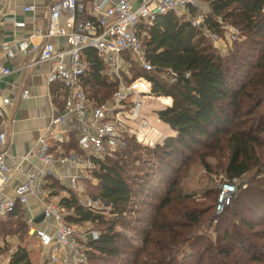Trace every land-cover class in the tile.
<instances>
[{
    "label": "trees",
    "instance_id": "obj_1",
    "mask_svg": "<svg viewBox=\"0 0 264 264\" xmlns=\"http://www.w3.org/2000/svg\"><path fill=\"white\" fill-rule=\"evenodd\" d=\"M202 1L210 7L204 26L233 46L223 43L222 48V42L215 45L202 26H193L186 17L170 12L140 30L154 69L144 70L130 59V71L135 74L131 79L145 77L152 83V95L168 102L167 97L172 98V104L157 114L175 135L156 146H144L135 137L127 136L126 149L115 157L93 159L99 166L94 172L99 180L94 186L97 198L110 210V217L86 207L73 191L70 197L61 200L62 207L73 211L66 215L70 222L102 228L99 239L90 243L89 264H264V243L258 246L251 241L245 243L247 233L243 231L253 233L258 224L238 210L241 197L244 200L246 195L251 202L260 198L254 207L260 208L264 188L250 178L247 188L240 186L241 194L235 197L237 192L232 204L218 216L215 210L219 190L217 195L214 191L206 193L205 198L211 203L200 207L192 200L193 194L183 188L181 169L178 168L176 176L170 173L187 152L195 153L198 146L203 151L197 160L207 171L211 170L209 158L215 155L213 152L225 150V171L230 181L250 174L261 162L264 0ZM227 26L239 30L237 39L227 38ZM85 52L90 68L83 77L84 87L93 105L100 107L119 91L120 85L118 81H109L104 62L95 50ZM126 57L129 59V55ZM174 77L176 81H172ZM71 149L78 151L73 138L67 147ZM159 177L162 181L157 185ZM144 202L151 208L150 214L142 216L139 208ZM231 207L234 209L231 219L221 224ZM254 208L250 213L264 220V209ZM211 210L213 213L209 214ZM22 211L23 207H17L10 219L0 222V235L14 233V225L19 230L26 226L17 218ZM206 217L211 222L218 217L215 227L219 228V234L215 242L199 244L203 237L196 236V230ZM123 229L135 231L140 243L133 244ZM253 236L263 241L264 229ZM188 248L197 249L195 257L190 254L182 260ZM12 264H32L25 247L18 248Z\"/></svg>",
    "mask_w": 264,
    "mask_h": 264
},
{
    "label": "built area",
    "instance_id": "obj_2",
    "mask_svg": "<svg viewBox=\"0 0 264 264\" xmlns=\"http://www.w3.org/2000/svg\"><path fill=\"white\" fill-rule=\"evenodd\" d=\"M24 9L26 12L36 11L33 5H27ZM170 12L186 17L193 26H202L205 35L215 45L221 44V37L204 26L210 11H202L199 0H56L49 8L44 26L35 25L28 36L0 43V49L9 58L19 54L28 56L29 67L50 62L52 67L47 74V82L65 92L64 112L52 118L48 130L39 137L33 148L15 157L12 165L0 152V222L10 219L17 207L24 210L32 199L42 202L41 215L45 223L37 225L34 216L30 217L28 234L41 247L49 249L44 264H89L90 243L100 237L93 226L75 224L67 219L68 213L62 207V199L49 194V179L67 177L83 195L86 191L82 179L93 178L85 171L95 172L99 169L94 158L104 160L115 157L119 151L126 149L127 136H135L139 142L150 146L164 141L163 135L155 137L156 140L147 138L153 128L143 114L144 98L151 97L152 83L145 77H131L126 84L122 79L124 73L127 76L130 74V59L144 70L154 69L147 58L140 30L144 25H152L160 15ZM64 16L66 19L63 23ZM14 26L25 27L26 22L14 21ZM226 34L233 41L237 39L239 30L227 26ZM59 37L64 39L60 45L55 42V38ZM88 49L95 50L103 60L105 73L113 81L120 82L121 90L114 95L110 104L95 107L88 97L83 83V77L90 68L85 52ZM126 55H129V59ZM11 72L9 68H3L0 79ZM172 81H176V78H172ZM28 95L29 90H25L23 96ZM162 102L166 107L170 105V102ZM2 103L10 104L11 100L4 98ZM4 115V110L0 109V116ZM69 117H74L79 125L73 137L78 151H65V145L71 143L72 139L66 131L58 129L67 123ZM131 122L136 123L137 127H132ZM6 141V133H0L1 145L4 146ZM58 165L64 167V174L57 172ZM73 168L78 172L74 173ZM15 177L23 179L18 183L15 195H7V189ZM237 180L235 178L229 183L220 184L216 207L218 213L231 203L238 187ZM92 199L94 202L97 200ZM91 201L87 206L83 204L94 209ZM10 243L8 239H0V264H12L13 255L19 247Z\"/></svg>",
    "mask_w": 264,
    "mask_h": 264
},
{
    "label": "crops",
    "instance_id": "obj_3",
    "mask_svg": "<svg viewBox=\"0 0 264 264\" xmlns=\"http://www.w3.org/2000/svg\"><path fill=\"white\" fill-rule=\"evenodd\" d=\"M54 1L56 0H0V10L3 13L0 16V43L28 36L35 25L44 26L49 15V8ZM27 5L35 6L36 11L26 12L24 7ZM206 7L208 8L207 11H210L208 4ZM65 19L66 17L64 16L62 18L63 23ZM14 21H25L26 26L15 27ZM55 42L60 45L64 42V39L62 37L55 38ZM29 60L30 58L24 54L9 58L0 49V71L3 68H9L12 71L0 79V109L5 112L4 116H0V133H6L7 138L4 146L0 143V152L5 154L6 160L10 165L13 164L15 157L26 154L36 145L39 137L48 130L53 117L59 116L64 112L65 92L59 90L58 87L54 88L55 85H50L47 82V74L52 64L46 62L29 67ZM25 90H29L27 97L23 96ZM4 98H9L11 103L3 104ZM168 98L171 105L173 100L171 97ZM146 118L150 122L151 128L163 131L166 136L175 135L169 125L159 119L157 113H154V117L147 115ZM78 128L79 125L74 117H69L65 125L58 127L59 130L66 131L70 139L75 137ZM70 144L69 142L65 145L66 152L75 150H67ZM56 170L60 175L64 174V167L61 165H58ZM76 170V168H73L74 173L78 172ZM21 179L23 177H15L13 179L7 189V195H15L16 187ZM49 180L51 185L49 184L48 188L51 197L55 196L61 200L65 197H70L71 191H73L79 200L82 198L88 200V195H81L80 191L73 187L71 180L67 177L63 176L60 179L51 178ZM53 181L55 183L60 181L58 185L63 187L54 186ZM81 203L83 204L82 201ZM43 207L42 202L34 199L30 200L29 204L24 207L29 213L28 220L34 216L35 224L42 226L45 223L43 218L40 220ZM0 239L11 241L9 236H6V238L3 236ZM48 255L49 249H44L37 242L36 248L30 252L31 263L44 264V260Z\"/></svg>",
    "mask_w": 264,
    "mask_h": 264
},
{
    "label": "rangeland",
    "instance_id": "obj_4",
    "mask_svg": "<svg viewBox=\"0 0 264 264\" xmlns=\"http://www.w3.org/2000/svg\"><path fill=\"white\" fill-rule=\"evenodd\" d=\"M199 2L201 4L202 11H207L208 8L206 6L208 3L206 1H202V0H199ZM223 43L226 46H233V43H230L227 40H223L222 41V48H224ZM224 50L226 51V49H224ZM133 75H135V74L132 73V71H130L129 76H127V74L124 73L122 80H124V82L126 84L127 81L131 77L133 78ZM108 79H109V81H113L110 76H108ZM119 85H120V82H119ZM119 90H121V89H119ZM150 96L151 97L144 98L145 107H144L143 114L145 115V117L147 115L154 117V113L156 114L159 110L166 108V106L162 102L164 100H162L161 98L159 99V97L154 96V95H150ZM113 98H114V96H112V98L106 104L112 103ZM155 107H157V108H155ZM131 126L134 128L137 127L136 123H134V122H131ZM161 127H162V125H161ZM164 134L165 133L163 131H158L157 129L155 130V128H153L152 131L150 130V132L147 134V138H149V140H151V139L156 140L157 138L155 139V137H157L158 135H163V139L165 140V138L168 136H166ZM262 138L264 140V133L262 134ZM136 140H137V138H136ZM161 141H163L162 138H161ZM138 143L146 146L145 143H142L139 141H138ZM158 143H161V142H158ZM225 145L226 144L223 143L222 147H225ZM196 149H198V150L195 153L187 152L184 156V159L179 161V163H177V169L176 170L170 169V173H173L176 176V172H177L178 168L181 169V172H183V174L181 175V177L183 178V188L185 189V191H188V193L193 194L194 198L192 200H195V202L198 206L201 205L200 207H203V206H208L211 203L207 198H205L206 193L209 195L210 193H212V191H214V193H216V195H217V192L220 188V184L224 183V182L229 183L230 179L228 178L227 173L225 171V169H226L225 160H224L225 150L213 152V154H215V155H213L209 158V161H210L209 165H210L211 170L207 171L202 166L200 160L199 159L197 160V155L203 151V148L198 146ZM259 152H260V157H261L260 165L257 168H254L250 174H246V175H244V177H241V178H236V179H238L237 180L238 187L236 188V191L234 192L233 197L237 192L238 193L235 197H238V195L241 194L240 186L243 189L247 188V183L249 182L250 178L253 181H255L254 182L255 185H259V187L264 188V145L259 149ZM210 153H212V152H210ZM145 157H146V155H144V158ZM139 165L140 164H137V166H139ZM85 172L88 175H91L93 177L92 179H89V180H86V178L82 179L83 180L82 186L84 187L86 194L89 195L90 198L88 197V200H85L83 198L80 200L83 203H85L86 206L92 200L91 202L94 205L93 210L104 213L106 216L110 217V212H109L110 210L106 209L105 204L103 202L99 201L97 198V189H95L94 186H96L99 183L98 178L94 175V172H92V171L86 170ZM79 173H82V172L79 171ZM177 176L180 177V175H178V174H177ZM161 181H162L161 177H159L157 180V185H159L161 183ZM53 183H55V182L53 181ZM58 183H60V181H58ZM160 187L163 188V186H160ZM218 195H219V193H218ZM92 198L97 199V200H95L96 203L94 202V200ZM248 199H249L248 195H246V199H244V200H243V196L241 197V203H239L241 205H239L238 210H239L241 215L245 216L246 218H249V220L253 221V223L256 222V224H258V227L253 232V233H257V232H260L261 230L264 229V228H262L264 226V220L255 218L250 213V209H253L254 207H256L255 203H257V202L259 203L260 198H255L253 202L249 201ZM144 200L146 201V199H144ZM261 200L263 202H262V204L259 205L260 208L258 207V208H254V209H261V210L264 209V199H261ZM232 201H233V198H232ZM232 201L228 206H230L232 204ZM242 201H244V202H242ZM148 202L153 203V202H156V200L153 199V202H152V200H149ZM216 207H217V205H216ZM232 207H234V206H232ZM232 207L223 215V217L221 219V224L223 222L228 223L229 219H231L232 211L234 210ZM150 208H151V206L150 207L146 206V202H144L143 204H140V208H139L140 210L139 211L141 213L139 215L144 216L146 213L150 214ZM226 208L227 207H225V209ZM225 209L221 213H218L217 208H216V210H215L216 214L218 216H220V214H222L225 211ZM72 212L73 211H67V213H68L67 215L72 214ZM212 213H213V211L211 210L209 214H212ZM28 215H29L28 210L25 208L17 216L18 219L19 218L21 219L20 223H23L24 225H26L25 227H23L22 230H19V228L16 229L17 225H14V227H16L14 229V233H9L8 235L2 234V235H0V237L2 238L4 236V238H6V236H9L11 241H12L10 243V245H12V244L16 245L17 248L21 247V246L25 247L28 250L29 256H30V252L34 248H36L37 242L33 241L32 239L29 238ZM217 223H218V217L215 218L213 220V222L208 221L207 217L204 218L202 224L196 230V233H198L196 236L203 237L202 239H200L198 241L199 244H200V242L210 243V242L216 241L217 235L219 234V228L215 227V225ZM88 225L93 226L95 229H97L99 231V233H101L102 228L100 226H98L96 224H88ZM18 227H20V225H18ZM123 230H124V233L128 234L130 239H132L133 244H139L140 243V239H138L136 237L135 231H133L132 229H123ZM243 231H245L247 233V239L245 240V243L248 242L247 244H249L250 241L256 245L257 244L260 245V244L264 243V240L263 241L259 240L258 238L253 236V233H251V231H249L247 229L243 230ZM253 250L255 251L254 248H253ZM196 251H197V249H195V250H191V248L186 249L183 253L182 260H184V258H186L188 256H191L190 254H192V256L195 257L194 253H196ZM180 257H179V259H180Z\"/></svg>",
    "mask_w": 264,
    "mask_h": 264
},
{
    "label": "water",
    "instance_id": "obj_5",
    "mask_svg": "<svg viewBox=\"0 0 264 264\" xmlns=\"http://www.w3.org/2000/svg\"><path fill=\"white\" fill-rule=\"evenodd\" d=\"M43 218V216H41L40 220Z\"/></svg>",
    "mask_w": 264,
    "mask_h": 264
},
{
    "label": "bare ground",
    "instance_id": "obj_6",
    "mask_svg": "<svg viewBox=\"0 0 264 264\" xmlns=\"http://www.w3.org/2000/svg\"><path fill=\"white\" fill-rule=\"evenodd\" d=\"M165 102V101H164Z\"/></svg>",
    "mask_w": 264,
    "mask_h": 264
}]
</instances>
